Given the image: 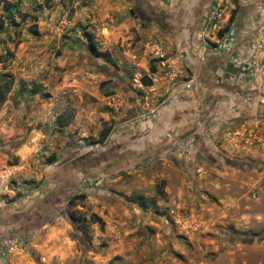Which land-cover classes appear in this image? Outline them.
Wrapping results in <instances>:
<instances>
[{
  "label": "rangeland",
  "instance_id": "obj_1",
  "mask_svg": "<svg viewBox=\"0 0 264 264\" xmlns=\"http://www.w3.org/2000/svg\"><path fill=\"white\" fill-rule=\"evenodd\" d=\"M202 1L0 0V264H264V0Z\"/></svg>",
  "mask_w": 264,
  "mask_h": 264
},
{
  "label": "trees",
  "instance_id": "obj_2",
  "mask_svg": "<svg viewBox=\"0 0 264 264\" xmlns=\"http://www.w3.org/2000/svg\"><path fill=\"white\" fill-rule=\"evenodd\" d=\"M235 16H236V8H234L232 10V12H231V14L229 16V19H228L229 20V23L234 20ZM3 25H4V21L3 20H0V28L3 27ZM31 29H32V33L33 34L38 35V32H37L36 28H31ZM229 29H230V24H227L226 26H224L223 28H221V29L218 30V35L219 36H222L224 34V32L228 31ZM87 35H88V38H89V46H90V48L93 51H95L96 53L105 55L106 58H107V60H110L111 58H110V56L108 54H105L104 52H98L97 51L95 42H94L91 34H87ZM151 70L152 71L155 70V66L154 65L151 66ZM151 83H152L151 79H148L147 81H145V84H147V85L148 84H151ZM2 99H3V92L0 90V102L2 101ZM107 133H108V129H105V130H103L101 132V140L106 137ZM53 159H54V157L51 156L50 157V160L52 161ZM13 163H15V162H13ZM71 217H74V216L71 215Z\"/></svg>",
  "mask_w": 264,
  "mask_h": 264
},
{
  "label": "crops",
  "instance_id": "obj_3",
  "mask_svg": "<svg viewBox=\"0 0 264 264\" xmlns=\"http://www.w3.org/2000/svg\"><path fill=\"white\" fill-rule=\"evenodd\" d=\"M185 2L187 3V4H191V3H198L199 2V0H185ZM207 2V0H204V1H202L201 2V4H199L200 6H198V12L200 13V12H202V11H205V9H204V7H203V4L204 3H206ZM185 3V4H186ZM185 7H186V5H185ZM189 7V8H188ZM192 7L191 6H189V5H187V9L189 10V9H191ZM185 11V10H184ZM197 22V19L195 20V23ZM194 39H197V37L195 36V38ZM218 58H216V60H217ZM200 62L202 63V64H204L205 66H207L208 68H212V66H211V59L207 56V54H206V56H205V58H202L201 57V59H200Z\"/></svg>",
  "mask_w": 264,
  "mask_h": 264
}]
</instances>
